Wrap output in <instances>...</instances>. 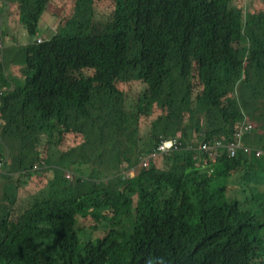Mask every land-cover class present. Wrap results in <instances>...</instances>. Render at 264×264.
Masks as SVG:
<instances>
[{"label": "trees", "instance_id": "1", "mask_svg": "<svg viewBox=\"0 0 264 264\" xmlns=\"http://www.w3.org/2000/svg\"><path fill=\"white\" fill-rule=\"evenodd\" d=\"M245 1L59 0L36 42L50 0H0V38L8 10L30 39L0 50V264H264V155L185 149L245 121L264 153V18Z\"/></svg>", "mask_w": 264, "mask_h": 264}, {"label": "rangeland", "instance_id": "2", "mask_svg": "<svg viewBox=\"0 0 264 264\" xmlns=\"http://www.w3.org/2000/svg\"><path fill=\"white\" fill-rule=\"evenodd\" d=\"M59 0H50V5L48 6V9L51 8V10L54 12L53 14H50V13H46L42 16V18L40 19L39 21V24H38V33L39 36L41 37H47L49 35H51L54 30L56 29V26H57V22L60 18V12L63 10L61 8V6H56L55 7V4L58 5ZM245 4H246V11L247 13H251L252 16L254 14V16H256V18H258V20H262L264 18V0H246L245 1ZM99 10L101 12H104V13H99L98 14V19H96L97 21L99 20H106V16H107V11H109V8L108 7H105V8H99ZM100 16V17H99ZM2 18V27L5 31V35L2 37V39L0 38L1 42H2V45L3 43H6V45L4 47H2V49L4 48H7V47H10V46H13V45H16L15 48L17 50H19V46L21 44V46H25L26 43L23 41V39L21 38V29L22 30H25L21 24L18 23L17 21V18L13 15V14H8V10L5 11L4 14H2L1 16ZM11 23H18V26L11 24ZM13 26V27H11ZM43 29V30H41ZM26 32V31H25ZM28 36V34H26ZM18 41H20L18 43ZM12 53L14 54L15 51L13 50ZM8 56L12 57V55L9 53ZM7 56V57H8ZM8 57V58H10ZM18 57V56H17ZM15 67L16 71H17V64H10L5 72L7 74H10V75H15V74H12L14 73V69L13 67ZM19 70V68H18ZM12 72V73H11ZM139 83L137 81H134V80H128V82L125 83L124 85V91H125V96H126V102L127 104H131V103H134L138 97V94H139ZM157 116V112L154 111V112H151L150 116H141L139 122V127H140V131L139 133L142 134V133H147L149 131V123L154 119L156 118ZM254 158V157H252ZM251 159V158H250ZM256 159V158H255ZM146 160V159H145ZM141 168L140 164L136 165L134 168L132 169H125L123 171V176H126V177H134L137 175L139 169ZM71 178H67L65 176V180H66V183H70V180ZM27 190L25 191H21L20 190V194L22 195H28L30 193H32L35 189H37L36 187H33V186H27L26 187ZM23 196H21L22 198ZM78 225L80 228H83V229H86L88 226H91V221L90 220H84V221H80L78 222ZM97 234V233H95ZM98 235V234H97Z\"/></svg>", "mask_w": 264, "mask_h": 264}, {"label": "built area", "instance_id": "3", "mask_svg": "<svg viewBox=\"0 0 264 264\" xmlns=\"http://www.w3.org/2000/svg\"><path fill=\"white\" fill-rule=\"evenodd\" d=\"M35 38L36 42H40L42 40L38 34ZM2 47L3 45L0 40V50ZM242 124V127L233 134L232 139L229 142H222L221 140H215L213 144L199 142L196 144H188L185 149L194 151L197 155H199L201 162H209L210 164H215L217 157L223 152H225V154L230 158L242 155L248 159L252 157L259 159L264 155V153L258 148L244 144L242 141L245 134H249L253 131V124L245 121ZM181 148H183L182 143L176 138H170L167 140L162 139L157 143L155 151L150 157L167 155L169 153L179 151ZM147 162L148 161L146 159L141 162L140 165L144 167L147 165ZM66 176L70 177L68 174Z\"/></svg>", "mask_w": 264, "mask_h": 264}, {"label": "crops", "instance_id": "4", "mask_svg": "<svg viewBox=\"0 0 264 264\" xmlns=\"http://www.w3.org/2000/svg\"><path fill=\"white\" fill-rule=\"evenodd\" d=\"M11 24H13V26L14 25H16V26H18V23H16V24H14V23H11ZM13 26H11V27H13ZM41 30H43V29H41ZM39 31H37V33H38ZM37 33H36V35H37ZM39 35V34H38ZM21 38L23 39V41L27 44V43H29L30 42V39H29V37L26 35V32H25V30H22L21 29ZM20 41H18V43H19ZM3 45L5 46L6 45V43H3ZM3 46V47H4ZM15 46L16 45H13V46H11L14 50H17L16 48H15ZM21 47H23V45L21 46V44H20V46H19V48H21ZM18 56V54L15 52L14 54H12V57H10L9 58V63H8V65H7V67L10 65V64H12V63H14V62H17L18 61V59L20 58L19 56ZM13 59H14V62H12L13 61ZM20 65V64H19ZM6 67V68H7ZM12 67V66H11ZM20 69V68H19ZM17 72V71H16Z\"/></svg>", "mask_w": 264, "mask_h": 264}, {"label": "clouds", "instance_id": "5", "mask_svg": "<svg viewBox=\"0 0 264 264\" xmlns=\"http://www.w3.org/2000/svg\"><path fill=\"white\" fill-rule=\"evenodd\" d=\"M0 58H1V57H0ZM0 93H1V92H0ZM176 139H177V138H176ZM191 144H196V143H191ZM186 146H187V145H186ZM186 146H185V147H186ZM251 147H252V146H251ZM140 166H141V165H140ZM141 167H142V166H141ZM67 174L70 175V177H67V176H66ZM65 176H66L67 178H71V179H72V175H71L69 172H66Z\"/></svg>", "mask_w": 264, "mask_h": 264}]
</instances>
